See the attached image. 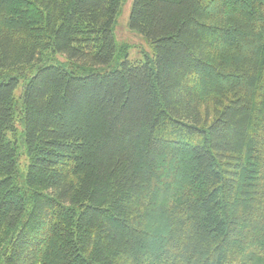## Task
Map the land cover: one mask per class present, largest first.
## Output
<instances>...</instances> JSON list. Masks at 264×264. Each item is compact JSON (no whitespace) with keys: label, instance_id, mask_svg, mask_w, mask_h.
Returning a JSON list of instances; mask_svg holds the SVG:
<instances>
[{"label":"trees","instance_id":"trees-1","mask_svg":"<svg viewBox=\"0 0 264 264\" xmlns=\"http://www.w3.org/2000/svg\"><path fill=\"white\" fill-rule=\"evenodd\" d=\"M122 2L0 0V264H264V0Z\"/></svg>","mask_w":264,"mask_h":264},{"label":"rangeland","instance_id":"rangeland-1","mask_svg":"<svg viewBox=\"0 0 264 264\" xmlns=\"http://www.w3.org/2000/svg\"><path fill=\"white\" fill-rule=\"evenodd\" d=\"M133 0H123L121 8L118 12L116 23L114 26V36L115 40L117 42V45L119 48L122 46L126 47V54L129 60L135 62V61H145L146 57H153V48L151 43L148 41L146 37H144L141 33H139L136 30H133L130 27V14L132 9ZM119 51L122 53V50L119 49ZM126 57L122 53L119 56V52L112 63V65L109 67V69L119 67V63L125 60ZM66 58L57 55L55 59L49 60L46 63L47 64H60V65H68L66 63ZM76 72L82 74L84 73L80 69H76ZM22 90V86H19L16 89V95L19 96ZM22 124L20 121H18V136L20 140V147L22 143V137H21V131H22ZM27 164H28V157L26 154V151L24 147H21L20 150V157H19V168L22 173H25L27 170Z\"/></svg>","mask_w":264,"mask_h":264}]
</instances>
